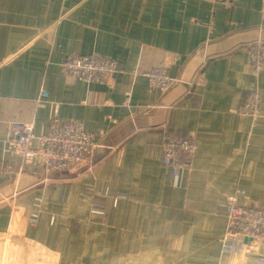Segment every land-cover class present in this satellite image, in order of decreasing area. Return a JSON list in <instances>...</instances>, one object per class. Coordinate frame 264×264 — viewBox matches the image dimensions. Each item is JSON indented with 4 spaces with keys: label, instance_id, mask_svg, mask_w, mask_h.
<instances>
[{
    "label": "crops",
    "instance_id": "obj_1",
    "mask_svg": "<svg viewBox=\"0 0 264 264\" xmlns=\"http://www.w3.org/2000/svg\"><path fill=\"white\" fill-rule=\"evenodd\" d=\"M263 18L262 0H0V264H259L263 244L224 253L215 211L237 190L264 203ZM70 52L117 73L68 76ZM159 65L168 91L149 84ZM253 89L256 117L241 108ZM57 118L95 133L94 165L53 172L4 151L9 123L41 135ZM168 133L196 140L192 171L163 162Z\"/></svg>",
    "mask_w": 264,
    "mask_h": 264
},
{
    "label": "built area",
    "instance_id": "obj_2",
    "mask_svg": "<svg viewBox=\"0 0 264 264\" xmlns=\"http://www.w3.org/2000/svg\"><path fill=\"white\" fill-rule=\"evenodd\" d=\"M215 3L224 0H212ZM264 11V0H262ZM264 25V18L262 21ZM251 61L256 74L264 73V42L251 45ZM64 74L76 79L109 83L117 73V61L97 53L70 52L62 63ZM151 87L168 91L176 82L166 66L159 65L147 72ZM242 112L257 116L260 108V93L257 89L249 92L247 101L242 105ZM34 119L9 123L3 149L6 153L19 157L22 166H29L39 161L46 169L60 172L81 166L94 165L99 142L94 132L89 131L80 120L54 119L49 130L41 135L35 132ZM38 141V145L34 142ZM163 162L174 173L182 169L192 171L193 159L197 152L194 137L168 133L161 143ZM246 195L237 190L230 195L215 211L216 215L227 218L226 233L222 247L230 260H238L248 249L263 244L259 264H264V203L251 204L242 202ZM42 213V206L35 203L30 212L31 223L36 224Z\"/></svg>",
    "mask_w": 264,
    "mask_h": 264
}]
</instances>
